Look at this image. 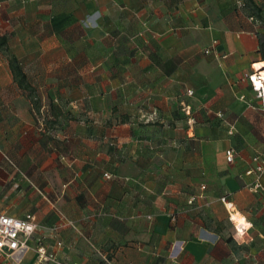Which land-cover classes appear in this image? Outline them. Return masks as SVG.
Masks as SVG:
<instances>
[{
	"label": "crops",
	"instance_id": "1",
	"mask_svg": "<svg viewBox=\"0 0 264 264\" xmlns=\"http://www.w3.org/2000/svg\"><path fill=\"white\" fill-rule=\"evenodd\" d=\"M0 33L52 111L35 122L0 51V101L8 93L0 126H9L0 130V153L13 144L11 165L0 155V177L27 174L20 181L31 186L18 195L38 223L60 221V259L264 264V193L244 173L264 142L252 143L241 127L244 105L260 110L245 74L264 59L234 0H0ZM221 196L249 222L242 235ZM44 235L54 243L52 232Z\"/></svg>",
	"mask_w": 264,
	"mask_h": 264
},
{
	"label": "rangeland",
	"instance_id": "2",
	"mask_svg": "<svg viewBox=\"0 0 264 264\" xmlns=\"http://www.w3.org/2000/svg\"><path fill=\"white\" fill-rule=\"evenodd\" d=\"M260 9L259 14L258 11L256 9V7ZM234 7L236 8V10H238L239 14H240V18H241V26H249L255 33H257L259 36H263L264 37V0H253V3L248 2L247 0H240V4L237 3L236 0H234ZM8 53L10 52V49H7ZM2 55L7 56V53L2 52ZM2 96H4L1 101H0V112L2 113V115L8 116V109H6L7 107V103H8V93L5 94H1ZM14 95V94H13ZM9 96H11L9 94ZM232 98V100H231ZM230 98V103L233 104H237L239 103V101L232 96ZM43 105H41L40 111L37 112H32V117L35 120V122L37 124H39V122H44L47 118H49V120L51 119V115H52V111L49 108V106L45 103H42ZM244 108L247 112H249V114H245L244 116H246L248 119L245 121V123L243 124L242 129L251 132L252 136H253V142L254 144H261L264 142V112L260 111V110H252L251 108L247 107V105H244ZM182 114L185 113V111H180ZM186 114V113H185ZM214 124H220V121H214ZM40 127V126H39ZM45 127V126H44ZM46 127L48 128H54V126L52 125H47ZM224 127L228 128V129H232L233 130V134L235 132H239L238 128L236 126H234V124L231 123V125L225 123ZM9 126L8 125H2L0 126V130L1 129H8ZM237 129V130H236ZM5 141H8L7 138H5ZM6 146V149L1 150V157L2 159L7 162L9 165H11L9 163V160L13 159L11 158V156L9 155V147H11L13 144L9 145L7 142L4 143ZM52 144H55V142H53ZM12 152H15V150H12ZM42 153L44 154V152H42L41 150H35L34 152H32L31 155H36V157H41ZM49 153V152H48ZM46 154L47 156H50V154ZM45 155V154H44ZM30 156V154H29ZM46 156V157H47ZM58 159V158H56ZM55 160V159H54ZM4 175H2L0 177V210L1 211H6L10 214H14L16 216H21L26 212H30L29 209H26V207L23 205L24 203V197L23 195H18L19 193H22V191L24 190V185L28 184L27 186H31L30 183V179H24V182L21 183L20 178L22 176L27 175L25 172H19L17 171L16 173H12V171H10L9 169L6 170L5 172H3ZM51 182L53 184H55V179H56V173L53 172L51 173ZM17 194V195H16ZM32 213V212H31ZM227 217H228V211H227ZM229 219V217H228ZM38 229L36 230L34 236H32L28 241V245L29 247L27 249H25V253L23 255V257L17 258L15 253H11V252H3L0 254V262L2 263H12V264H57L56 261L61 260L57 254V252L55 251V249L59 246L57 244V241H61L60 239H58L55 235L59 232V230L62 228V226L60 225V221H56L53 224L49 225V226H43L41 223H38ZM68 225L70 228H72L73 230H75L74 226H71L69 224ZM46 227V228H45ZM48 227V228H47ZM49 230L50 232H52V235L48 238H53L54 243L53 244H49L47 243L45 240L47 239V237L44 235V230ZM223 230L225 231V234L230 233V229L228 227H226V225H223ZM237 235H239V233H236ZM37 238H40L39 242H43L47 246L48 251L52 252L53 254V259L47 260V261H39L38 255L35 251V246L37 244ZM48 240V239H47ZM76 237H72L70 239V243L74 244L77 243L76 242ZM63 243L61 242V247H62ZM55 246V247H54ZM246 250H243V252H245ZM97 260H103L105 253L104 252H97ZM248 255V253H247ZM232 264H236V263H232ZM241 264H252L249 262H245L242 261Z\"/></svg>",
	"mask_w": 264,
	"mask_h": 264
},
{
	"label": "built area",
	"instance_id": "3",
	"mask_svg": "<svg viewBox=\"0 0 264 264\" xmlns=\"http://www.w3.org/2000/svg\"><path fill=\"white\" fill-rule=\"evenodd\" d=\"M240 4V0H236ZM264 38V37H263ZM214 43V42H213ZM213 46L204 50L205 53L211 52ZM246 79L249 82L251 90L254 92L255 98L260 101L259 109L264 112V76L261 75L259 70H253L252 72L245 74ZM238 98L242 101H246L251 105L250 100L246 99L244 94H240ZM231 131H229L230 133ZM235 150L233 147H227L224 150V158L228 163L234 161ZM251 166L247 168L244 173L246 175H251L253 181L248 185V187L254 192L264 193V186L260 180L262 173L264 172V145L260 150H256L250 158ZM106 178H110L111 175L104 173ZM203 188V186H202ZM195 199V196H190L187 200L188 203H192ZM220 200L225 204L228 211V217L234 225L235 232L242 235L245 230L242 232L238 230L233 220L231 219L230 211H234L232 203L229 202L225 196H221ZM63 218V217H62ZM66 224L74 226L73 221L65 220ZM38 222L36 221V216L34 213L26 212L21 216H16L5 211L0 210V254L3 252H19L27 249L29 247L27 241L34 236L36 230L38 229ZM37 244L35 246V251L38 255L39 261H47L53 259L52 252L48 251L47 245L40 241V238H37ZM57 244L60 246L61 241H57ZM57 264H78L75 261H66L58 260Z\"/></svg>",
	"mask_w": 264,
	"mask_h": 264
},
{
	"label": "trees",
	"instance_id": "4",
	"mask_svg": "<svg viewBox=\"0 0 264 264\" xmlns=\"http://www.w3.org/2000/svg\"><path fill=\"white\" fill-rule=\"evenodd\" d=\"M253 3V0H247ZM255 6V5H254ZM256 7V6H255ZM258 14L260 9L257 8ZM258 37V52L260 53L261 59H264V38L263 36ZM0 51L7 53V62L10 72L12 74V79L18 86V88L27 91V97L30 103V108L32 112H39L41 108V102L35 93V87L28 81L25 72L23 71L20 60L12 53L7 52V38L4 34L0 33Z\"/></svg>",
	"mask_w": 264,
	"mask_h": 264
},
{
	"label": "bare ground",
	"instance_id": "5",
	"mask_svg": "<svg viewBox=\"0 0 264 264\" xmlns=\"http://www.w3.org/2000/svg\"><path fill=\"white\" fill-rule=\"evenodd\" d=\"M256 70H259L261 72V75L264 76V60H260L254 64ZM231 213V219L233 220L234 224L238 228L240 232L243 231L244 228H246L249 225V222L238 212L230 211Z\"/></svg>",
	"mask_w": 264,
	"mask_h": 264
}]
</instances>
